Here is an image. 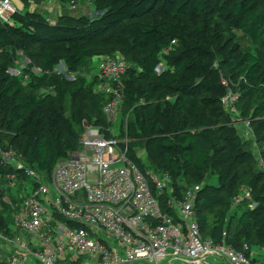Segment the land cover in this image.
<instances>
[{
  "label": "trees",
  "instance_id": "trees-1",
  "mask_svg": "<svg viewBox=\"0 0 264 264\" xmlns=\"http://www.w3.org/2000/svg\"><path fill=\"white\" fill-rule=\"evenodd\" d=\"M93 2L95 18L63 12L52 23L18 13L13 23L0 20V147L14 148L26 167L50 178L57 163L79 149L84 122L110 125L103 108L111 98L96 91L104 80L85 69L96 57L121 53L128 63L121 135L131 140L130 158L145 173L169 172L179 195L200 184L196 213L202 236L226 239L237 249L256 245L262 253L254 260L264 264V170L253 140L235 123L250 121L264 159V55L245 50L230 35L238 29L264 45V0ZM153 11L160 20L148 15ZM194 19L202 20L192 28ZM112 31L127 44L107 46L104 36ZM18 51L31 65L11 74ZM61 62L82 75L70 81L54 73ZM222 78H241L236 114L222 102L230 89ZM205 124L212 128L200 130ZM210 173L217 183L208 182ZM12 181L19 185L30 178L0 158V229L12 222L3 197L22 201L7 187ZM243 188L251 189L252 200L233 206ZM167 199L163 194L164 210L175 214ZM251 202L257 204L253 209ZM233 221L238 231L231 230Z\"/></svg>",
  "mask_w": 264,
  "mask_h": 264
},
{
  "label": "built area",
  "instance_id": "built-area-1",
  "mask_svg": "<svg viewBox=\"0 0 264 264\" xmlns=\"http://www.w3.org/2000/svg\"><path fill=\"white\" fill-rule=\"evenodd\" d=\"M69 7L77 9L78 2ZM17 13L11 0H0L2 22L12 23ZM127 69L122 54L102 58L97 74L104 82L96 91L111 98L103 108L111 123L84 122L79 149L59 161L50 178L26 167L14 148L0 147L1 160L30 178L7 185L17 189L22 201L3 197L12 222L0 229V264H260L247 243L237 249L226 239L202 236L196 213L200 184L179 195L169 172L145 173L130 158L131 140L116 124L122 117ZM54 73L70 81L82 75L69 71L64 62ZM229 94L222 102L236 114L239 96ZM242 122L246 127L239 128L241 135L251 139L250 121ZM124 126L126 130L127 120ZM256 153L264 170V159L258 149ZM165 193L166 205L175 214L162 206ZM245 200H252L249 188L242 189L233 206ZM256 205L251 202L250 207Z\"/></svg>",
  "mask_w": 264,
  "mask_h": 264
},
{
  "label": "rangeland",
  "instance_id": "rangeland-1",
  "mask_svg": "<svg viewBox=\"0 0 264 264\" xmlns=\"http://www.w3.org/2000/svg\"><path fill=\"white\" fill-rule=\"evenodd\" d=\"M11 2L13 5H15L17 7L19 16L28 15L30 17H33L34 15H39V16H41L47 20L49 19L51 21H56L58 19V15L60 12H68V13H71L73 15L86 14L87 16L89 15V17H92V18H95L97 16V13L94 9V7H96V5L94 4L93 0H79L78 1V8L75 10H73L69 7L68 0H31L30 2H22L20 0H11ZM148 15L150 17H152L153 20H155V21L160 20V18H161L160 14L156 13L154 11ZM201 20L202 19H200V20L194 19L191 27L192 28L197 27L199 24L198 22ZM223 26L226 27L227 23H223ZM230 35H235V37L237 39H241V41H243V43H244L245 50H251V51H254L256 53H260V54L264 55V45H261L259 42H253V41L249 40L248 37L242 35V32L240 30H238V29L237 30H230ZM104 37H106L105 38L106 39V45L109 47L113 46L115 44H124V45L127 44V42H124V40L122 38H120L118 33L115 31L107 32ZM132 51H133V49H132ZM16 54H17V67L15 70H17L18 73H14L13 71L9 70V72L11 74H21L23 68L26 65H31L29 58L25 55V53L23 51H18ZM118 54H121V53H116L111 57H116ZM107 57H110V56H100V57L94 58L92 60V62H90V64L86 67L85 70H90L93 73H97L98 67L100 65V62L102 61V58H107ZM33 69L37 71L36 68H33ZM163 69H164V67L162 65L157 68L158 71H162ZM89 73L90 72H88V74ZM240 80H241V78L237 79V81L234 83H230L229 80L222 78V80H221L222 84L224 86L230 88L228 95H230L229 93H231L232 95H238L239 96L238 86L240 85ZM233 86L235 87V89L237 91L236 90L234 91ZM96 89H97V87H96ZM40 92L42 93V92H47V91L45 89H42ZM122 120H123L122 117H119L116 119L117 127L119 125L120 130H122V127H121V124L123 123ZM239 124H240V127H239L240 129H243L246 127L242 121H240ZM210 128H212V127L209 125L207 126L205 124V125L200 127V130L205 131V130L210 129ZM252 134H253V136L251 137V139L253 140V142L256 146V149H259V151H260V146H258V145H260L258 142L259 137L257 136V134H254L253 131H252ZM220 142H221V140H216L217 144H220ZM141 153H142L141 156L144 157L143 156L145 154L144 151H142ZM144 161H146V159ZM207 180H208V182L217 183V177L214 173H210L209 178ZM12 190L14 191V194H16L18 196L19 192L17 191V189L12 188ZM6 205H8V204L6 203ZM8 206L10 207V205H8ZM239 214L240 213L237 212V216H239ZM230 228L232 231H238V229H240L239 226H237L236 221H233V224ZM261 251L262 250L258 246L254 245L253 253L255 255V258L261 256Z\"/></svg>",
  "mask_w": 264,
  "mask_h": 264
},
{
  "label": "crops",
  "instance_id": "crops-1",
  "mask_svg": "<svg viewBox=\"0 0 264 264\" xmlns=\"http://www.w3.org/2000/svg\"><path fill=\"white\" fill-rule=\"evenodd\" d=\"M94 9H95V11H96V7H94ZM63 12H60L59 13V15H58V17L62 14ZM82 15H86V14H82ZM89 16V15H88ZM143 156H145V154L143 155ZM261 253H262V251H261ZM255 256V255H254Z\"/></svg>",
  "mask_w": 264,
  "mask_h": 264
},
{
  "label": "water",
  "instance_id": "water-1",
  "mask_svg": "<svg viewBox=\"0 0 264 264\" xmlns=\"http://www.w3.org/2000/svg\"><path fill=\"white\" fill-rule=\"evenodd\" d=\"M11 71H13L14 73H18L17 70H15V69H11Z\"/></svg>",
  "mask_w": 264,
  "mask_h": 264
}]
</instances>
